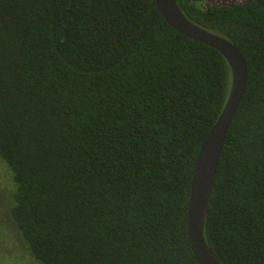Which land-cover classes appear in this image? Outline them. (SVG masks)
Instances as JSON below:
<instances>
[{"label": "trees", "instance_id": "trees-1", "mask_svg": "<svg viewBox=\"0 0 264 264\" xmlns=\"http://www.w3.org/2000/svg\"><path fill=\"white\" fill-rule=\"evenodd\" d=\"M177 1L249 67L205 236L220 264H264V0ZM231 79L225 56L176 31L155 0H0V157L31 253L199 264L191 184Z\"/></svg>", "mask_w": 264, "mask_h": 264}, {"label": "water", "instance_id": "water-1", "mask_svg": "<svg viewBox=\"0 0 264 264\" xmlns=\"http://www.w3.org/2000/svg\"><path fill=\"white\" fill-rule=\"evenodd\" d=\"M155 2L170 26L189 38L219 50L231 67L232 79L227 102L198 155L187 216L189 242L198 263L220 264L206 240L205 221L226 137L246 92L249 67L238 45L193 22L181 10L177 0Z\"/></svg>", "mask_w": 264, "mask_h": 264}, {"label": "rangeland", "instance_id": "rangeland-1", "mask_svg": "<svg viewBox=\"0 0 264 264\" xmlns=\"http://www.w3.org/2000/svg\"><path fill=\"white\" fill-rule=\"evenodd\" d=\"M245 0H206L211 4H229ZM16 184L7 163L0 157V264H44L30 251L15 224L10 208Z\"/></svg>", "mask_w": 264, "mask_h": 264}]
</instances>
